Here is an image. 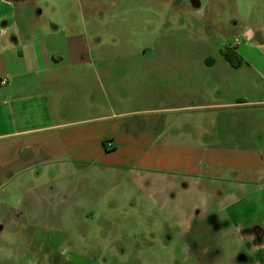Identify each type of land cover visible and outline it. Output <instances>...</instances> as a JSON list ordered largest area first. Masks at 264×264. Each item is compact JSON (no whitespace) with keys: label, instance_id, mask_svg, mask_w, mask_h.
<instances>
[{"label":"rangeland","instance_id":"obj_1","mask_svg":"<svg viewBox=\"0 0 264 264\" xmlns=\"http://www.w3.org/2000/svg\"><path fill=\"white\" fill-rule=\"evenodd\" d=\"M30 3L17 4L22 26L39 33L47 28L52 35L42 38L58 46L62 36H84L89 61L109 64L115 72L109 75L120 82L114 89L117 112H134L117 120L132 122L136 135L150 132L158 145L172 146L169 155L190 151V165L185 172L139 170L145 176L132 178L133 188L125 193L122 186L119 193L117 186L101 213H94V223L90 219L68 234L48 235L28 225L14 230L15 238L0 228V264H264L262 246L255 243L256 251H250L254 244L239 238L240 225L231 226L225 217L230 197L246 190L242 210L233 208L236 219L248 217L246 228H263L264 180L245 185L195 173L210 162L204 158L208 151L264 150V0ZM55 28L65 32L55 36ZM104 77L106 87L113 84ZM96 90L100 96L99 84ZM52 165V173L15 183L37 185L42 196L60 182L59 194L67 193L68 177L90 166ZM80 172L74 177H84L85 170ZM87 172L88 177L93 170Z\"/></svg>","mask_w":264,"mask_h":264},{"label":"crops","instance_id":"obj_2","mask_svg":"<svg viewBox=\"0 0 264 264\" xmlns=\"http://www.w3.org/2000/svg\"><path fill=\"white\" fill-rule=\"evenodd\" d=\"M21 10L12 0H0V80H8L7 85H0V222L5 224L0 228L3 234L9 229L16 238L14 230L28 225L48 235L71 233L90 219L94 223V213H101L117 186L119 193L123 192L122 186L125 193L133 188L131 179L145 176L139 170L155 173L188 170L190 151L184 154L179 150L181 153L169 155L172 146L158 145L150 132L136 135L131 131L132 122L117 120L134 112H117L114 89L120 82L109 75L115 74L109 64L89 61L90 46L84 36L72 33L64 37L65 29L55 28L53 35L62 36L63 41L60 46L51 44L42 38V35L47 38L52 35L47 28L39 33L22 26ZM244 63L256 67L253 62ZM104 76L111 77L107 83L112 79L113 84L106 87ZM97 84L102 90L100 96L98 90L93 93ZM204 158L210 162L202 172L195 173L215 181L232 180L246 185L264 180V150H240L235 154H209L208 151ZM196 160H203L200 150ZM54 163L90 166L83 165L68 177L71 183L67 193L59 194L60 182L57 188H51L54 193L48 192V196H40L37 185L20 187L22 183H15L20 178L37 177L51 170L52 173ZM88 169L93 173L87 177ZM81 170H85L84 177H74L83 174ZM93 176L97 178L88 180ZM98 177H105L107 181H100ZM147 180L152 186V176ZM236 193L237 197L227 201L232 204L228 205L225 217L231 220V226L240 225L239 238L254 244L250 251H256L255 243L262 250L264 227L246 228L250 223L248 217L236 219L233 208L236 205L237 210H242L247 191Z\"/></svg>","mask_w":264,"mask_h":264},{"label":"flooded vegetation","instance_id":"obj_3","mask_svg":"<svg viewBox=\"0 0 264 264\" xmlns=\"http://www.w3.org/2000/svg\"><path fill=\"white\" fill-rule=\"evenodd\" d=\"M13 2L17 3V4H21V5H25L26 7L32 6L30 2H32V0H12ZM234 53H236V50H233Z\"/></svg>","mask_w":264,"mask_h":264},{"label":"built area","instance_id":"obj_4","mask_svg":"<svg viewBox=\"0 0 264 264\" xmlns=\"http://www.w3.org/2000/svg\"><path fill=\"white\" fill-rule=\"evenodd\" d=\"M248 34H249V33L247 32V34L245 35V38H246V39L249 38ZM7 84H8V80H7L6 78H3V79L0 80V85H1V86H5V85H7ZM109 146L111 147L112 144H109Z\"/></svg>","mask_w":264,"mask_h":264},{"label":"trees","instance_id":"obj_5","mask_svg":"<svg viewBox=\"0 0 264 264\" xmlns=\"http://www.w3.org/2000/svg\"><path fill=\"white\" fill-rule=\"evenodd\" d=\"M225 56H226L227 59L232 60V55H230V52H226Z\"/></svg>","mask_w":264,"mask_h":264}]
</instances>
